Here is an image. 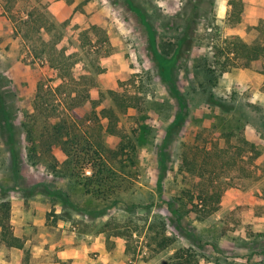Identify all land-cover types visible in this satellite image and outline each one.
<instances>
[{
    "label": "rangeland",
    "instance_id": "1",
    "mask_svg": "<svg viewBox=\"0 0 264 264\" xmlns=\"http://www.w3.org/2000/svg\"><path fill=\"white\" fill-rule=\"evenodd\" d=\"M233 37L264 41V0H0V264H264V75Z\"/></svg>",
    "mask_w": 264,
    "mask_h": 264
},
{
    "label": "trees",
    "instance_id": "2",
    "mask_svg": "<svg viewBox=\"0 0 264 264\" xmlns=\"http://www.w3.org/2000/svg\"><path fill=\"white\" fill-rule=\"evenodd\" d=\"M225 50L224 52L228 55H234L235 60H239L241 66L250 67L251 65H255L257 72L264 75V41L246 43L240 40L237 37H233L232 39L225 40ZM161 67H167L169 64H164L163 60L160 61ZM110 111V110H109ZM107 110H104L103 113H107ZM112 112V111H111ZM69 118L64 119L61 123L57 124L54 130V134L56 136H62L63 130L65 129L64 125L67 126L72 121L74 122V118L72 115L68 116ZM109 120L112 121L111 116H106ZM66 130V129H65ZM239 149L241 151H256L254 144L250 143L246 139L240 140ZM236 149V148H235ZM94 151L93 155H100L96 148L93 147L90 149ZM242 153V152H240ZM88 154V151H87ZM161 168H162V178L165 175V171L167 168L165 157L167 158V153L165 151L161 152ZM242 155V154H239ZM238 161L234 159L233 154L230 155L229 162H227V166H236ZM196 170V168H194ZM106 171V170H105ZM99 186L103 185L106 177L105 175H101ZM210 187V186H209ZM209 187L206 186L205 189L201 190L200 195L197 198H191V205L194 207L192 212L201 215V218H206L211 216L214 212L219 209L221 199H222V191L217 190L215 186L212 188L216 189L212 194L209 191ZM197 200V201H196ZM172 204H170V208ZM10 204H5L4 217L0 219V227H1V238L4 243L10 248H18L23 249L24 243L18 237H16L11 232V226L9 223L10 220ZM175 213V212H174ZM172 243V239L169 240L168 243L162 244V242L158 243L159 250H163L166 246ZM164 264H199L196 255L189 249H179L176 253Z\"/></svg>",
    "mask_w": 264,
    "mask_h": 264
},
{
    "label": "crops",
    "instance_id": "3",
    "mask_svg": "<svg viewBox=\"0 0 264 264\" xmlns=\"http://www.w3.org/2000/svg\"><path fill=\"white\" fill-rule=\"evenodd\" d=\"M29 242L30 241L27 240L26 246L28 245ZM18 251H20V250L18 249ZM68 254H71V251ZM64 255H66V254H64ZM72 257L75 258V264H80V263L83 264V263H85V261H87L86 259L88 258L87 256L85 257L84 255H80V256L76 255V256H72ZM62 259H63L62 261H67L66 257H62ZM42 264H60V263H42Z\"/></svg>",
    "mask_w": 264,
    "mask_h": 264
}]
</instances>
